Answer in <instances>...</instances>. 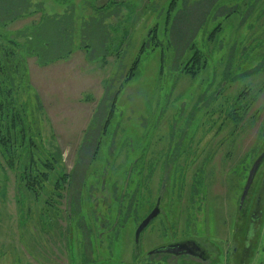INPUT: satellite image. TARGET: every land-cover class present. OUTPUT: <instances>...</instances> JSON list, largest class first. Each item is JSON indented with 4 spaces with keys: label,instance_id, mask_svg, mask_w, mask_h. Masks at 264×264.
<instances>
[{
    "label": "rangeland",
    "instance_id": "1",
    "mask_svg": "<svg viewBox=\"0 0 264 264\" xmlns=\"http://www.w3.org/2000/svg\"><path fill=\"white\" fill-rule=\"evenodd\" d=\"M0 34V48H14L20 60L13 85L32 155L55 160L40 168L48 177L35 195L17 188L22 149L14 165L0 150V264H85L84 245L94 262L140 264L132 261V220L126 233H105L110 245L100 248L75 213L81 199L89 225L91 198L124 189L139 201L131 210L146 213L144 200L156 201L164 177L154 163L163 164L176 144L198 159L188 168L183 154L166 169L163 210L202 217L193 226L209 241L233 236L249 168L264 150V0H0ZM196 51L203 57L194 64ZM235 99L241 117L228 118ZM66 172L69 182L54 189ZM262 172L242 205L243 228L253 216L256 225L245 264H264ZM195 173L203 203L188 209L186 198L176 207L172 196L190 195ZM157 236L154 224L143 232L142 256Z\"/></svg>",
    "mask_w": 264,
    "mask_h": 264
},
{
    "label": "flooded vegetation",
    "instance_id": "2",
    "mask_svg": "<svg viewBox=\"0 0 264 264\" xmlns=\"http://www.w3.org/2000/svg\"><path fill=\"white\" fill-rule=\"evenodd\" d=\"M226 85L227 82L224 83L222 82V84L218 87V89L215 92V98H217L221 94V92L224 90V87ZM208 102L211 103L212 100H208ZM236 102L237 99H235L234 102L232 103L233 108L231 107L230 111L228 112V118L239 117L235 115L236 112H239L238 110H235ZM174 137L175 136L173 135L172 138ZM186 148L184 147L179 148L178 144H176L175 146H171L169 152L167 153L169 157L167 158L166 156L163 158L165 159L163 164H161L159 161L154 163V170L157 168L159 171H162L161 175L162 173H164V177L162 178L160 193H158V196L156 197L157 198L156 201L155 200L150 201L148 199L144 200V203L147 204V206L149 207L151 206L146 213L144 212L143 214H139L138 210L137 211L131 210L132 205L134 203L137 205L139 201L136 200V197L132 196L134 200L130 202L129 199H131V197L125 194V189L123 195L116 194L110 197V196H106L105 194H100V196L96 194L91 198V200L89 199V197L87 199L88 202L89 200L91 202V208H90L91 211L88 212L90 224L87 225V223H85L84 216L80 212L82 208V202L80 199L79 210L76 211L75 214H78V223L82 224L80 225L81 227H79L82 230V234L84 232V229L88 227V230L91 229L95 234L96 240L99 241L98 242L99 247L106 248L107 246L110 245L109 242L111 238L109 237V242H107L106 239L104 240L105 233H110V235L112 236L116 234L117 236H119L122 231L126 233L127 230L129 229L130 220H132V224H133L132 227H135L134 244H133L134 254L132 257V261L136 263L140 261L141 262L140 264H151V263L152 264H245L246 260L251 256L254 244L256 242V238L254 235V229L256 225H254L255 219L253 216L251 217L250 221H248L247 227H245V229L243 228L244 225L243 219L246 217L247 212L242 210V206H239V209L235 214V221H234L235 225L232 227L234 229L233 236L230 238H227L228 236H226V240H224L222 244H219L221 241V239L219 238H218L219 241L216 238L211 239L209 241L206 235H202L200 233L198 234L196 232L197 228L193 226V223H195L196 221L200 222L201 221L200 219L202 217L199 218V216H197L193 221V217L191 216V211L189 210L188 211L163 210L162 204L166 196L165 192L167 190V184L170 180L168 178L169 170L167 171L166 169L169 168L171 170L174 164H177L178 161L180 160L181 158L180 156L187 153L191 157L190 161L187 162L188 168L189 166L194 167V164L197 163L196 159L198 158L194 156L193 148L191 147L189 148L186 147ZM184 149L186 150L183 151ZM263 153L264 150H262V152L258 155V157ZM258 157H256V159ZM146 159L145 162H148V160ZM255 160L252 162V166ZM203 161L207 162L206 159ZM151 165H153V162ZM184 166L187 167L186 164ZM252 166L249 168L247 180ZM142 170H146V169L143 168ZM260 170L263 171L262 173H264V160L261 163L257 174L259 173ZM19 174L20 173L17 170L16 182H17L18 190H19V185H18ZM198 176L199 174L197 173L193 174L192 176L194 189L192 190L191 194L188 196H184L180 194L173 195L172 204L175 203L178 204L176 205V207H181V204L179 203L184 202V200L187 198L188 201L185 200L187 202L186 205H191L190 208L188 209H192L195 206L194 204L197 203L198 201L200 203H203L204 196H200L199 194L194 193L195 188H197L199 180H201V178H199ZM203 178L204 177H202V179ZM175 181L181 182L182 180L175 179ZM203 181L205 182L206 179L205 180L203 179ZM64 199H65L64 194L61 197H59L60 205L62 204V201ZM103 205H105V207H107V209L109 210L108 215L104 214V209L101 208L103 207ZM157 206L159 208L158 215L149 223V225L143 230V232L150 225L154 224V227L156 228L159 235L157 236V238L158 240L161 241H159V243L154 248L146 252L145 256H142L141 240H142L143 232L141 234L139 242H136L135 239L136 230ZM98 207L100 210H97ZM174 207L175 206L172 205L171 208ZM113 214L115 215L113 216ZM72 216H73L72 212H68L66 218L70 220ZM191 223L193 229L190 228ZM242 231L246 233L244 237H242ZM85 235H86V231L84 232V236ZM162 239L164 241H162ZM83 248L85 250V257L83 259L85 264H116V263L108 262L102 258H99L98 262H94V260L88 258L87 256V250H88L87 246L84 245Z\"/></svg>",
    "mask_w": 264,
    "mask_h": 264
},
{
    "label": "trees",
    "instance_id": "3",
    "mask_svg": "<svg viewBox=\"0 0 264 264\" xmlns=\"http://www.w3.org/2000/svg\"><path fill=\"white\" fill-rule=\"evenodd\" d=\"M202 57L201 52L196 51L192 58L193 63L200 62ZM16 60H19V57L14 48L5 50L0 48V122H2L0 123L2 131L0 133V150L8 162L14 165V161L10 159L14 158L15 154L17 155L16 152L19 148L20 150L22 149L24 154L21 155L20 164L18 165V171L20 173L18 185L23 184L28 191H32L33 194L38 195L40 190L43 189L41 183L45 182L48 177V174L40 168H47V166L52 168L51 163L55 162V160H48L43 157L35 158L32 155V148L35 145V141L27 130L25 118L28 117L13 85L12 72H16V66L21 65L20 60L15 64ZM137 65L138 61L135 62L132 69L136 68ZM15 142L16 148L14 147ZM26 156H28V160L26 165L23 166ZM36 170H38L37 174L35 172ZM69 176V173H63L61 178L56 181L54 189H60L61 183L64 187L69 182Z\"/></svg>",
    "mask_w": 264,
    "mask_h": 264
},
{
    "label": "water",
    "instance_id": "4",
    "mask_svg": "<svg viewBox=\"0 0 264 264\" xmlns=\"http://www.w3.org/2000/svg\"><path fill=\"white\" fill-rule=\"evenodd\" d=\"M264 160V153L261 154L254 162L251 170H250V173H249V177H248V180H247V183L244 187V190H243V194H242V197H241V202H240V206L243 205L247 195L249 194V191L253 185V181L255 179V176L260 168V165L261 163L263 162ZM159 213V208L158 206L155 207V209L151 212V214L140 224V226L137 228L136 230V234H135V239H136V242H139L140 240V237H141V234L143 232V230L149 225V223L158 215Z\"/></svg>",
    "mask_w": 264,
    "mask_h": 264
},
{
    "label": "crops",
    "instance_id": "5",
    "mask_svg": "<svg viewBox=\"0 0 264 264\" xmlns=\"http://www.w3.org/2000/svg\"><path fill=\"white\" fill-rule=\"evenodd\" d=\"M81 48V47H80ZM80 48H79V50H80ZM85 48V47H84ZM74 51V50H73ZM73 53L74 52H72L71 53V55H69V56H66V57H70V56H72L73 55ZM87 56V55H86ZM66 57H63L62 55L61 56H58V57H56L55 59H59V58H61V59H63L64 60V58H66ZM68 60V59H67ZM106 64V63H105Z\"/></svg>",
    "mask_w": 264,
    "mask_h": 264
}]
</instances>
